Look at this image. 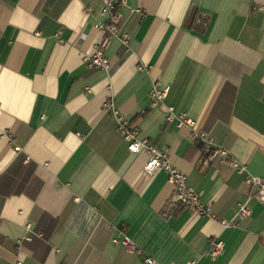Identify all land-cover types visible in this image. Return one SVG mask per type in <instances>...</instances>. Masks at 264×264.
<instances>
[{
    "label": "crops",
    "instance_id": "1",
    "mask_svg": "<svg viewBox=\"0 0 264 264\" xmlns=\"http://www.w3.org/2000/svg\"><path fill=\"white\" fill-rule=\"evenodd\" d=\"M117 2L130 39L111 41L102 71L86 62L101 0H0V264H264V205L247 201L244 175L203 164L191 129L166 121L168 106L185 114L264 178V0ZM155 82L169 91L151 107ZM112 109L216 219L182 209L164 172L143 173ZM214 239L224 246L212 258Z\"/></svg>",
    "mask_w": 264,
    "mask_h": 264
},
{
    "label": "built area",
    "instance_id": "2",
    "mask_svg": "<svg viewBox=\"0 0 264 264\" xmlns=\"http://www.w3.org/2000/svg\"><path fill=\"white\" fill-rule=\"evenodd\" d=\"M101 14L107 18L103 23H98L96 28L99 30L100 39L94 45L92 54L87 59V65L90 69L108 71L110 67L109 60L104 53L109 44L114 38H118L121 44L126 47L129 42V37L123 31H120V15L117 12L119 3L117 0H101ZM139 70L145 71L142 66ZM169 91L168 86H162L159 82H155L150 90L151 107L162 105L167 97ZM107 106V105H105ZM113 118L116 121L117 131L127 143V150L130 154L138 155L144 154L146 162L143 167V173L152 176L157 172H164L166 174L167 182L173 186L179 206L189 212L195 213L199 217H211L216 219L211 213V208L200 201L199 196L186 185V177L178 169L174 168L167 157V154L160 151L155 145L138 138V129L133 126L123 115L118 111L112 109ZM166 121L176 122L177 127L187 126L191 129L192 138L198 142L205 158L202 160L203 164L207 165L210 161L217 159L221 163L229 164L235 171L244 175L243 184L248 187L247 201L249 199H256L259 203L264 205V178L254 177L247 172V168L231 159L230 152L217 144L206 132H196L193 130L194 122L186 117L183 113H177L172 107H166ZM250 214L246 202L238 204V217H244ZM222 227L235 226L236 221L220 222ZM27 235L25 241H31L33 234L30 231L31 226L27 225ZM41 237V235H37ZM114 243L120 244L125 249L134 253L136 247L131 241L122 236L120 239H114ZM223 242L220 240H212L209 243L208 255L216 257L223 250ZM146 264H153V260L146 259ZM15 264H25L23 261H16Z\"/></svg>",
    "mask_w": 264,
    "mask_h": 264
}]
</instances>
